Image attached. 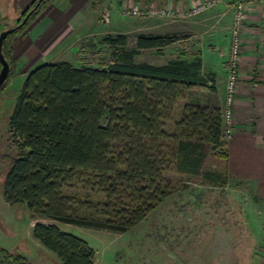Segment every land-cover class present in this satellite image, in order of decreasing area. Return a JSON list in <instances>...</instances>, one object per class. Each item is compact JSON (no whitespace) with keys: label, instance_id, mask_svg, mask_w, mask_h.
I'll use <instances>...</instances> for the list:
<instances>
[{"label":"trees","instance_id":"obj_1","mask_svg":"<svg viewBox=\"0 0 264 264\" xmlns=\"http://www.w3.org/2000/svg\"><path fill=\"white\" fill-rule=\"evenodd\" d=\"M53 1L34 0L15 26L29 14L26 22L4 40L10 71L0 90L15 71L12 43ZM105 40L111 46L127 43L123 34ZM174 41L170 35L139 34L136 49L115 51L112 62H54L33 69L8 119L17 153L9 158L5 199L24 203L42 218L123 233L174 192L173 172L226 185L222 108L214 88L200 87L199 63L133 60L141 49L161 50ZM209 156L218 157L222 168H207ZM32 235L61 264H95L88 242L57 223L37 222ZM0 264L32 263L0 247Z\"/></svg>","mask_w":264,"mask_h":264},{"label":"rangeland","instance_id":"obj_2","mask_svg":"<svg viewBox=\"0 0 264 264\" xmlns=\"http://www.w3.org/2000/svg\"><path fill=\"white\" fill-rule=\"evenodd\" d=\"M28 2L26 0H0L1 8L10 9L12 7L17 12V5L22 6L25 3L27 7ZM126 5L137 6L132 3H126ZM122 14L128 18L115 24L111 22V12L103 10L98 17L100 26L93 27L80 38L73 39L72 45L66 49L56 51L58 53L56 58L66 59L78 66L84 63L97 65L100 60L112 62L116 59L115 51L124 54L135 50L136 38L140 32L150 34L151 24L156 23L162 28L160 34L170 35L175 41L161 50L156 48L139 50L133 58L134 62H148L156 65L182 58L188 62L199 63L197 73L204 79L199 82L204 91H211L212 85L217 84L218 74L214 66L211 67L213 60H205L201 50L190 48L184 44L185 42L178 41V38L182 36L179 31L181 21H172L175 18L166 20L164 18L169 17L161 18V16H157L160 17L159 19H153L147 16L134 17L123 12ZM10 22L16 24L17 21L11 19ZM120 34L127 37V43L123 47L111 46L105 40L107 37H116ZM42 62L46 61H39V64ZM24 80L25 77L22 74L14 71L0 90V247L23 255L32 264H61L55 253L46 249L32 235L35 223L51 222L57 223L64 231L86 240L95 250V264H185L186 256L189 255L197 260L198 252L204 251V248L208 249L206 235L198 243V229H210L211 231L221 229L222 232L232 235L233 231L238 232L241 229L240 224H243L246 217L242 210L245 207L252 208L253 219H256L259 225L262 224L264 205L252 201L251 205L247 206L251 199L244 186L237 188L233 184L212 185L176 172L170 174L176 180L173 182L174 192L152 210L144 220L123 233L56 222L31 213L24 203L7 201L4 196L5 177L11 165L9 158L17 153L16 146L10 139L8 119L13 112ZM209 81H213V84ZM180 110L181 104L172 116L174 120L180 116ZM207 160V168H222L218 157L209 156ZM76 187L81 193L84 192L80 185ZM252 197L255 199L254 195ZM192 218H202L207 220V224L197 225L198 223H195V220L192 221ZM253 231L257 232L256 226ZM246 233L249 232L245 230L244 234ZM242 244L244 242L238 245ZM236 248L241 251V246Z\"/></svg>","mask_w":264,"mask_h":264},{"label":"crops","instance_id":"obj_3","mask_svg":"<svg viewBox=\"0 0 264 264\" xmlns=\"http://www.w3.org/2000/svg\"><path fill=\"white\" fill-rule=\"evenodd\" d=\"M26 1H29L27 7L25 3L22 6L17 5L18 12L12 7L1 8L0 3V33L15 25L10 20L17 21L34 0ZM199 1L201 0H54L12 43L14 70L26 78L33 69L46 63L73 64L66 59H57L56 51L66 49L72 45L73 39L80 38L91 28L100 26L98 17L103 10L111 12V22L116 24L128 18L122 14V7L126 3L137 6L166 5L180 8L185 13L184 16L172 20L181 21L179 31L182 36L178 41L185 42L184 44L190 48L201 50L205 60H213L211 67L214 66L218 81L211 88L215 89L214 96L223 109L226 103V79L234 10L227 0L201 14H192V7ZM261 7L262 0H247L242 26L243 48L240 57L239 83L234 97V134L229 140L223 139L227 154L226 186L230 184L237 188L244 186L251 199L247 206L251 205L252 201L264 205V28ZM159 18L153 17V19ZM161 30L162 28L155 23L151 24L149 33L160 34ZM44 60L46 62L39 64V61ZM209 82L213 84V81ZM224 131L223 126V133ZM251 209L247 207L242 209L246 217L243 224H240V231L235 230L232 235L222 232L221 229H213V231L198 229V243L206 235L208 249L199 251L197 260L189 255L186 256L184 263L264 264V217L262 224L259 225L258 221L253 219ZM191 220H195L197 225L207 224V220L202 218ZM254 226L257 232L253 231ZM245 230L249 233L244 234ZM242 242L244 244L240 245L241 251H238L236 247L240 248L238 244Z\"/></svg>","mask_w":264,"mask_h":264},{"label":"built area","instance_id":"obj_4","mask_svg":"<svg viewBox=\"0 0 264 264\" xmlns=\"http://www.w3.org/2000/svg\"><path fill=\"white\" fill-rule=\"evenodd\" d=\"M227 0H201L196 3L192 9V14H201L215 5ZM234 10V20L231 26L232 41L228 57L227 74V94L225 107L222 109L223 126L225 127L223 139L229 140L233 137L235 127L234 97L239 83L240 57L243 48L242 26L246 10L247 0H229ZM124 14L134 17H169L176 18L184 16L185 13L180 8H171L169 6H155L147 4L145 6L123 5ZM109 17V15H107ZM262 25L264 28V0L261 7ZM264 44V39H263Z\"/></svg>","mask_w":264,"mask_h":264},{"label":"water","instance_id":"obj_5","mask_svg":"<svg viewBox=\"0 0 264 264\" xmlns=\"http://www.w3.org/2000/svg\"><path fill=\"white\" fill-rule=\"evenodd\" d=\"M28 16H29V14L24 18L23 22L20 23L19 25L14 26V27H10V28H7V29H4L0 33V63L2 65L1 70H0V87L5 82L8 74H9V71H10V64L7 61V59L5 58V56L3 54V51H2L3 42L6 39V37L8 36V34H10L11 32H13L16 28H18L24 22H26Z\"/></svg>","mask_w":264,"mask_h":264}]
</instances>
